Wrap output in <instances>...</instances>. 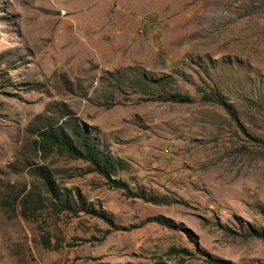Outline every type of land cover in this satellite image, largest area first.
Wrapping results in <instances>:
<instances>
[{
	"label": "rangeland",
	"instance_id": "rangeland-1",
	"mask_svg": "<svg viewBox=\"0 0 264 264\" xmlns=\"http://www.w3.org/2000/svg\"><path fill=\"white\" fill-rule=\"evenodd\" d=\"M0 264H264V0H0Z\"/></svg>",
	"mask_w": 264,
	"mask_h": 264
},
{
	"label": "trees",
	"instance_id": "trees-1",
	"mask_svg": "<svg viewBox=\"0 0 264 264\" xmlns=\"http://www.w3.org/2000/svg\"><path fill=\"white\" fill-rule=\"evenodd\" d=\"M214 99L221 103V100L218 97H215ZM68 130L70 131L68 132ZM38 137L43 150L57 147L60 150L69 152L74 157L83 158L92 165V170H96L103 174L113 186L123 188L125 191L128 190L121 180L113 179L109 176V167L105 163L106 158L103 153L89 140L82 129L71 125L69 119L59 125L55 122L45 123L43 129L39 132ZM49 193L53 194L51 189H49ZM153 219L157 220L159 223L165 224L162 217H155L151 220ZM45 244L49 245L47 241ZM170 251L176 252L177 249L171 247Z\"/></svg>",
	"mask_w": 264,
	"mask_h": 264
}]
</instances>
